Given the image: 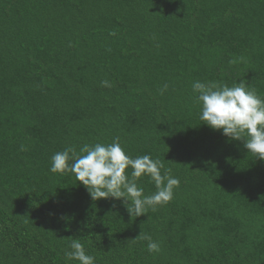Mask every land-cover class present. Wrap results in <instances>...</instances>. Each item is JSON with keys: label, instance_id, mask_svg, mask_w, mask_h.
<instances>
[{"label": "trees", "instance_id": "obj_1", "mask_svg": "<svg viewBox=\"0 0 264 264\" xmlns=\"http://www.w3.org/2000/svg\"><path fill=\"white\" fill-rule=\"evenodd\" d=\"M196 80L264 98V0H0V264H78L73 240L95 264H264V159L200 120ZM117 138L179 179L169 203L132 217L50 171Z\"/></svg>", "mask_w": 264, "mask_h": 264}, {"label": "clouds", "instance_id": "obj_2", "mask_svg": "<svg viewBox=\"0 0 264 264\" xmlns=\"http://www.w3.org/2000/svg\"><path fill=\"white\" fill-rule=\"evenodd\" d=\"M235 63V60L230 61ZM111 87L109 81L101 82ZM197 103L200 105V120L215 130H222L233 140L245 141L244 147L259 159H264V98L257 95L241 80L228 86L217 82L196 80L191 85ZM167 85L162 89V93ZM23 148V146H22ZM131 168V172H126ZM161 170H164L163 173ZM50 171L64 174L70 172L86 186L93 200L100 198H123L131 216H141L151 208L169 203L174 196V188L179 179L171 175L163 161L150 155L133 158L120 143L119 138L111 143L84 144L79 152L73 146L54 153L51 157ZM147 176L157 191L144 194L138 186V179ZM130 202V203H129ZM149 241L150 253L160 252V244L142 233L136 237ZM66 261L78 264H95V257L88 254L79 240L71 241L65 250Z\"/></svg>", "mask_w": 264, "mask_h": 264}]
</instances>
